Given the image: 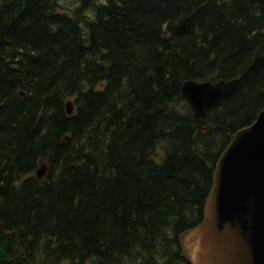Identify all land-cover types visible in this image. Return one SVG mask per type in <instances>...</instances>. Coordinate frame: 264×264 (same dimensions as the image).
Returning a JSON list of instances; mask_svg holds the SVG:
<instances>
[{
    "label": "trees",
    "instance_id": "obj_1",
    "mask_svg": "<svg viewBox=\"0 0 264 264\" xmlns=\"http://www.w3.org/2000/svg\"><path fill=\"white\" fill-rule=\"evenodd\" d=\"M231 78L195 119L182 83ZM263 105L264 0H0V264H191Z\"/></svg>",
    "mask_w": 264,
    "mask_h": 264
},
{
    "label": "water",
    "instance_id": "obj_2",
    "mask_svg": "<svg viewBox=\"0 0 264 264\" xmlns=\"http://www.w3.org/2000/svg\"><path fill=\"white\" fill-rule=\"evenodd\" d=\"M236 82V78L185 81L181 96L197 118L227 97ZM64 106L67 114L72 113L70 99ZM43 171L40 163L36 172ZM181 240L192 264H264V105L251 123L233 133L217 158L202 219ZM7 259L0 248V261Z\"/></svg>",
    "mask_w": 264,
    "mask_h": 264
},
{
    "label": "bare ground",
    "instance_id": "obj_3",
    "mask_svg": "<svg viewBox=\"0 0 264 264\" xmlns=\"http://www.w3.org/2000/svg\"><path fill=\"white\" fill-rule=\"evenodd\" d=\"M189 80H195V79H186L185 81H189ZM219 80V79H218ZM184 81V82H185ZM195 81H199V80H195ZM211 81V80H210ZM215 81H217V80H215ZM215 81H213V82H215ZM184 82L182 83V85H181V94H182V92L184 93L185 92V88H183V86H184ZM182 97V96H181ZM183 98V97H182ZM225 98V97H224ZM187 103H188V101L185 99V98H183ZM75 105V104H74ZM188 105L190 106V104L188 103ZM205 112V111H204ZM70 114H72V113H70ZM70 114H68V115H70ZM200 116H198L197 118H195V119H198ZM43 165V164H42ZM44 166V165H43ZM39 168V166L37 167V169ZM36 169V170H37ZM45 166H44V171H43V173L42 174H38L37 172H36V176H37V178L39 179V180H42V178L44 177V174H45ZM193 228V227H192ZM11 235H14V232H12L11 233ZM183 235V234H182ZM181 242H182V240H181ZM183 247V250H184V252H185V254L187 255L188 254V252L186 253V251H185V247H184V244H183V242H182V244H181ZM1 248V247H0ZM2 250H3V248H1ZM3 252L5 253V251L3 250ZM5 255L7 256V254L5 253ZM187 257H188V255H187ZM8 258V257H7ZM189 258V257H188ZM0 262H3V261H0ZM191 262V261H190ZM192 264V263H191Z\"/></svg>",
    "mask_w": 264,
    "mask_h": 264
}]
</instances>
